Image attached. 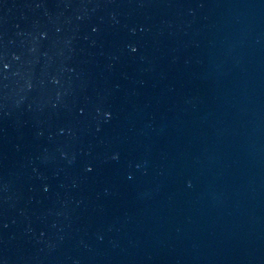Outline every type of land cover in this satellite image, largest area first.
<instances>
[{"label":"water","instance_id":"obj_1","mask_svg":"<svg viewBox=\"0 0 264 264\" xmlns=\"http://www.w3.org/2000/svg\"><path fill=\"white\" fill-rule=\"evenodd\" d=\"M0 264H264V0H0Z\"/></svg>","mask_w":264,"mask_h":264}]
</instances>
